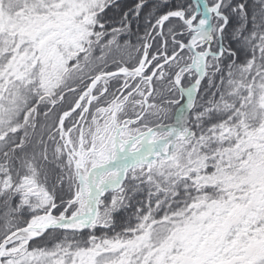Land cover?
Here are the masks:
<instances>
[{
  "label": "snow or ice",
  "instance_id": "6c2138e0",
  "mask_svg": "<svg viewBox=\"0 0 264 264\" xmlns=\"http://www.w3.org/2000/svg\"><path fill=\"white\" fill-rule=\"evenodd\" d=\"M0 264H264V0H0Z\"/></svg>",
  "mask_w": 264,
  "mask_h": 264
}]
</instances>
